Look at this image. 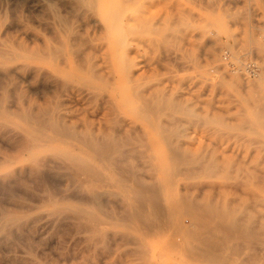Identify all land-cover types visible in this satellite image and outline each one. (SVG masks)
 Listing matches in <instances>:
<instances>
[{
    "label": "rangeland",
    "instance_id": "rangeland-1",
    "mask_svg": "<svg viewBox=\"0 0 264 264\" xmlns=\"http://www.w3.org/2000/svg\"><path fill=\"white\" fill-rule=\"evenodd\" d=\"M104 2H106L105 5L108 7L111 5L110 0ZM126 2L124 1L123 5L127 12L125 13L124 8L121 12L122 15L127 14V16H124L129 20L130 26L127 28L129 31L126 30L127 32L125 33L129 34L131 29L137 33H134L132 30L129 35L124 33L123 40H126L125 43L119 46L116 45L117 48L113 57H111L112 49L111 52L107 50V44L105 43L107 32L103 28V24L98 15L99 12L95 9L92 11L91 8L81 5L78 0H0V44L3 47H0V51L2 53L3 50H12L5 54V57L8 55L6 59L7 61L5 60V57L1 58L5 51H3L2 54L0 53V60L2 61L4 59V61H6H0V67L2 66L0 69V264H213L217 260V258L215 259L216 256H218L220 261L217 260L215 264H219V262L220 264H242L244 262L247 264H256L257 262V264H264V231L257 225L259 222V225H263L262 227L264 228V40L262 38L264 32V0H126ZM77 4H79L78 6L80 7H78ZM81 7L83 8L81 9ZM84 9L85 12H83ZM88 9L92 12H89ZM97 19L99 20L97 21ZM63 22L65 25L62 26ZM148 22L149 24H147ZM150 23L152 27H148ZM153 23L155 24L152 25ZM144 26H146V29ZM62 28L63 30H61ZM65 29L67 31L64 32ZM72 29L75 30L73 31ZM158 29H161L162 31ZM149 30L153 32H150ZM72 31L73 33L75 32L74 35ZM154 32H158V34H154ZM253 32L257 35L256 38L258 41V43L254 45L250 42V36ZM68 33L69 36L66 38ZM71 33L73 35L71 37H74L72 39L70 38ZM86 35L88 37H86ZM80 36L84 41H82L83 45H81ZM92 36L94 39L91 38ZM76 38H78V41L76 42H80L78 45L76 44L70 49L69 46L71 47V45H73L72 40H75ZM85 39L89 42L87 43ZM52 40L53 42H59L53 43ZM91 42L94 49L93 47H88ZM61 44H63V47L65 48L63 49L62 47V50L60 49L61 51L58 53L60 54L62 52L63 54L59 55L58 53H55V58L48 55L49 53L44 50L46 47L52 49ZM127 44H129V46L125 47ZM123 45L125 48L122 47ZM76 48L78 50L81 49L79 53L82 54L83 52V56L77 53L78 50ZM34 49H36V53L37 51L39 53L41 50H43V53L46 51V54L44 53V55L47 56L42 55L43 58H40L41 56L37 54L40 60L35 59V57H30V59L32 58L30 61L26 54L31 50V52H33ZM74 49L78 55L75 54V52L73 54L71 50ZM13 50L15 53L20 52V55L17 54V56L9 59L15 54ZM94 50L97 53H95ZM24 51H26V53ZM122 51H125V53ZM93 52L94 55L91 56ZM10 53L11 55L9 56ZM84 53H87V55L89 54L88 56L94 61H91L90 63L96 64V61H99L96 65L93 64L95 68L92 67L103 73L102 75H105L106 73L107 76H110L111 70L113 74L109 78H113V76L115 78L109 79L108 82L113 80L112 82L114 83L111 82L113 85L110 83L111 85L107 84L103 86L104 82L102 80L94 79V83L98 85L94 88L92 86L90 87L88 84H84L83 86V83L81 84V82H78L77 80H69V85L72 84V88L73 85L74 87H80L83 91V96H81L82 94L79 96L74 94L76 97L72 94L74 98L73 96L70 97V95L66 96L61 93V82L63 81L60 80L65 79L64 81L67 80L68 82V79H66L65 76V71L69 70L70 67L78 66L80 63H83V65H80L85 68L84 73L86 72L85 74H87V68L90 66L89 61L91 59L89 60L90 57H88L86 62L83 61L85 60L83 58L85 55ZM21 54L25 56L23 57ZM98 54H100V56ZM104 54H106L105 56L107 57L109 56L107 60L104 58ZM120 54H126L129 61H134V63H130L136 66L134 67V65H132L133 80L131 83L134 84L131 85L132 87L136 86L139 88L134 87V89L136 88L134 91H141V88H143L141 91L143 97L149 95L148 93H152L151 90L155 91L156 94L160 93V95L167 92L169 93L168 96L170 99L171 96L172 99L174 97L177 106L180 103L183 112L179 110L180 106H178L179 108H175L176 110L174 111L167 110L168 114L170 112L173 113L169 114V118L166 116L167 113L165 116H162L163 121L164 119H169L167 120L168 123L164 121L165 126L167 125L168 127H171V125H178L179 127L175 126L173 128L172 126L171 128H167L163 126V129L166 128V132L162 133V128L159 129L153 124H151L152 127L150 124L148 126L145 118H140L135 114L133 107L137 104L138 97H136L137 95L134 93L131 94L134 92L132 91L133 88H130L129 83L125 82L126 79L122 76V69L120 71V68H117L121 66V61L118 62ZM74 55L78 56V60L80 61H78V65L76 64L77 57L74 58ZM18 56L22 58H19ZM110 57L111 59H109ZM59 58H61L62 61H64L63 59L66 60L65 63H62L68 64V66L65 65L67 68H65L64 65L62 66L60 62L61 59ZM80 58L82 59L80 60ZM85 58H87V56H85ZM74 59H76L75 62ZM54 61L57 62V64ZM58 61L60 63H58ZM52 62H54V65ZM58 65L61 66V69H58ZM6 66L11 72L4 70L3 67ZM34 66L37 70L32 69ZM53 69L56 71L54 72ZM59 70L62 71L59 72ZM38 71H40L39 74ZM57 71V76H59V78L52 77L53 75L56 77ZM5 72H8L9 75L7 73V76ZM63 72L64 77L62 74ZM34 74L35 76H33ZM117 77L118 79L116 80ZM82 78L90 79V76L88 75V77ZM115 81H117V83ZM159 82L164 83L160 85ZM126 84H128L127 87ZM99 85L102 90H98L100 89ZM151 85L156 87L155 90ZM89 88L92 89L90 90ZM144 88L148 89V92ZM103 89L106 90L104 91ZM55 90L57 91L56 93H54ZM91 91L95 92L96 95L99 94V96H95V93L93 94ZM112 92L113 94L115 93L114 95H117L116 99L118 98L114 103L115 105H112V102L110 101L109 106L113 107L109 108L111 110L113 109V112L107 107L109 104L107 101L109 97L107 95ZM167 93L165 95H167ZM168 96L167 98H169ZM104 97L105 99H103ZM122 97H124L125 100L122 99ZM120 99L126 105H124ZM133 99L135 103H133ZM131 100L133 102H131ZM30 101L32 103L29 104ZM55 101L58 105L62 104L60 107L64 106V109L60 107L53 108L56 105ZM117 103L118 105L120 103V105L117 106ZM127 105L130 106L128 107ZM41 108H48V111L52 110V108L59 110L58 113L61 115L63 113L64 119L69 121L67 124H74L76 129L78 127V131L81 132L82 130V133H86L88 136H93L99 139L101 132L102 141H104L106 137L110 139L115 137V140L118 143H116L115 148L114 145L111 146V150L114 153L111 152L108 158L95 157L94 159H91L93 158V154L88 149H82L81 145L75 140L53 137V134L49 129H45L46 131H43L44 134L41 137L39 135V137L36 138L37 140L34 137L32 138L29 135L36 133V131H33V128L29 126L32 119L26 118L27 121H29L27 125L26 119L24 120L23 117V112H27L28 110L29 114H31L30 116L33 115L35 121L38 118L37 111L39 109L41 110ZM185 108L187 111H185ZM65 114L67 115V118ZM170 115L171 119L174 116L175 123L173 120H170ZM20 116H22V118H20ZM113 116H115V118H113ZM110 118L111 121L112 119L114 121L119 119V123L121 122V124L118 126L117 123L116 126V123L111 122ZM151 119L152 121H155L156 116H152ZM37 120H40V118ZM170 121H172L173 124L171 122L169 125ZM104 125L106 126L105 128ZM120 126L122 128H119ZM86 127L88 128L86 129ZM123 127H126L125 131L123 130ZM172 128L174 130L177 129V132H174ZM110 129H113L114 132L116 131L117 133H115L117 135L119 134V137H121L120 134L122 131L124 136L117 139L116 134L113 135L114 132H111L113 130L109 131ZM137 129L142 130L137 131ZM158 129L160 132L159 136ZM167 129L172 131V133ZM95 130H97V132H95ZM178 130L181 132V135L178 134L180 133ZM90 131H92V134ZM127 131L128 133H125ZM93 132H95V135L98 133L97 137L93 135ZM129 132L132 136L136 135V137L129 135ZM136 132L137 134L139 133L138 135H141L140 137L143 138L144 136V138H146L145 142L148 146L144 143L142 138L139 139ZM142 132L144 133L143 136ZM106 133L107 135L109 134L110 137L106 136ZM161 133L165 138L166 135L167 137L173 136L172 138L168 137L171 140L167 138L169 144L170 142L175 144L174 141L178 140V145L182 147H179L177 143L175 144L177 146L173 145L174 149L171 147L172 144L168 146L167 140L163 139V136L160 135ZM168 133L170 135H168ZM173 134H176L178 137ZM126 136L131 137L126 138L127 141L123 142L122 138ZM160 137H162V139ZM175 137H177V139H174ZM33 139H35L36 142L33 143ZM28 140L29 143L31 142V145L37 143L38 145L36 144V147L39 146L37 149H33L32 153L27 151V146L26 149L24 148L25 145L29 144ZM132 141L134 142L129 144ZM125 142L129 145L126 144L124 146ZM119 143L122 144L120 148L119 145L121 144ZM137 144L139 145L137 146ZM130 147L134 150H132L133 152ZM180 148H183V153L181 151L178 152ZM66 149L72 150L81 155L85 154L84 156L87 161H90L91 165L96 168L98 176L96 175L97 173H95L96 171L93 173L92 171H86L84 175L78 173V175L82 176L78 177V175L74 176L72 173L69 174V170L67 172L66 169H61V165H65V162L63 159L59 161L60 158L58 159L57 156L61 157L62 155L57 152ZM119 149L122 151L125 150L126 156L128 157H132L131 155L135 152V155L139 152L142 153L138 154L137 157L133 155L135 159L134 157L129 158L130 160L133 159L132 162L126 160L125 158L127 157H124L123 161H119L121 158L117 160L118 157L116 155L118 152L117 154L115 153ZM170 149H173V151L176 149L178 155L182 153L180 156L181 158L179 157L177 158L178 160H176L177 154L176 156L174 155L175 153L169 154L167 150L171 151ZM145 150L147 151L145 152ZM81 151H84V153ZM143 153L144 155H142ZM145 154L147 155V158ZM140 155L142 157L145 156L144 158L146 159H141ZM138 156H140V158ZM164 157H166L167 160L170 158L167 161L168 163L166 162L169 168H171L172 165L174 166L171 184H167L168 181L167 183H163L162 180L163 169L161 170V165ZM200 157L203 158V161L200 160V163L204 162V160L206 161V164L213 161V163H216L217 169L213 168L215 165H212V167L209 166V171L208 168L206 169L205 164L202 165L203 167L205 166V169H201L202 166L200 167V165L195 162H199L197 159H200ZM101 158H105V161ZM33 159L46 160V165L39 174L31 172L28 169V163L31 165L30 163ZM148 159L150 160V163ZM145 160H148L147 165H151L150 167L146 165L147 162H145ZM117 161L122 163L119 164ZM127 161H129V164H127ZM140 161L142 164L139 163ZM171 161H173V164ZM115 162H117V164ZM110 163L112 164L111 166ZM137 164H139L138 169L134 167L137 166ZM120 165L122 167L128 165L129 169L128 166L125 167L127 169L123 168L127 173H130L129 170H131L133 174L130 173V177L133 178H130L128 176L129 174L126 175V171H123V168ZM152 167H154V169H152ZM110 168L112 169L110 170ZM116 168L119 173L121 172V176L117 173ZM134 168L138 170V172L137 170L135 171L136 174L133 172L135 170ZM139 168L145 170V173ZM149 168H151V171H148L150 170ZM211 169H215L214 172ZM152 170H154V172ZM139 172H143L142 174L144 175H140ZM87 173L89 174V177L91 175L90 178L86 175ZM4 174L8 175L5 179L3 176ZM145 174H147L148 177L147 175L145 176ZM143 177L147 178V181H152L154 178L162 180V187L163 185L166 187L163 188L165 192L162 190L163 194H161L164 195V199L161 196L163 202L168 199L167 203H170V198L174 200V197L180 195L181 198L187 202L186 208H191L197 201H203L201 203H204L206 200L210 199L216 204H219L221 208L227 206L232 213H234V210L237 208L239 210L241 209L240 213L237 209L236 215H238V217L242 215L240 217L242 220H244L242 217L245 218L248 213L250 217L245 218L247 221L244 220L247 223V226H249V228L255 227V229L261 228L260 230L258 229L260 232L257 230V233L255 232V229L248 228L249 232L245 234V236L241 234L240 237H237L236 233L234 235L229 234L231 238L236 235L235 237L237 238L235 241L234 237L233 241H228V234L225 235V239L222 233H218L219 235H223H220V237L218 235L219 239H221L219 241H223V237L224 242L228 241V243H224L225 245H228L231 242L235 243L239 238L240 240H237L236 242V244L238 245L239 243V245H234L237 246L236 248H240L241 243L245 240V242L242 243L245 245V248L242 246L244 250L241 251L242 248L236 250L234 245L235 249L229 245L228 247L231 248L230 250L232 253L236 251L234 252V255H236V253L237 255L234 256L231 251L230 253L224 254L226 249H223L221 246L225 247V245L222 244V242L218 243L219 241H213V243L218 245L213 248H211L213 243L210 244L211 246L209 245L208 249L210 248V250H208L206 255V258L209 259H207L208 261H205V256H197L199 254V245L197 246L199 238L196 239V245H193V243L196 241L195 238L199 237L198 235L200 232L201 235H204V232H206L209 236H211L212 233L209 234L211 231L207 227H201L204 232L203 230H199L200 232L194 230L196 228L198 229L197 225L199 224L196 222L194 224V219L191 218L192 213L190 214V209L189 212L187 211L189 214L185 211L184 215H181L180 218L182 219L181 222L183 221L182 225L184 224V227H187L185 225H188L193 221V223L187 228H194L193 230H190L192 231L191 234H193L194 231L195 233L197 232V235L194 233L195 236L193 237L195 238L191 237L192 235L190 237H188V235L185 236L181 232L172 233V228L170 227L171 218L169 219L170 225H164V223H161L165 216H162L163 218L158 217L154 220V215L150 213V219L148 221L152 222L153 220V222L159 221V224L161 223L160 226H158L159 228L156 226L155 228L153 225L151 231L144 228L140 224V221L138 224L136 220L134 222V220L129 217L130 211L134 210L129 209V207L133 208V206H131V203L133 202L132 198L136 194L133 192L132 182L138 179H144L143 181H146ZM104 178L105 180H103ZM128 178L131 179V183L130 180H127ZM134 178H136V180ZM80 179L82 180V184L84 182L85 184L87 183L88 186L83 184L85 187H79L78 181H80ZM88 179L90 181H86ZM122 179H126L127 181ZM94 181H96V186H94ZM104 181L107 183H105V187L103 184ZM123 182H125V184ZM107 185L108 188H106ZM127 185L130 186L127 187ZM184 194H186V196ZM166 195L169 196L167 197ZM189 198L191 199L189 200ZM194 199L196 201H193ZM190 203H192V205L187 206ZM208 203L211 204L209 201ZM196 205L197 203L195 206ZM219 205H217V207H219ZM146 207L147 205L143 206L145 210ZM242 208H245L246 210L248 209L249 212H246L245 210L246 213H242ZM145 210L143 209L142 211L145 212ZM191 210H194L195 212L196 209L194 207L193 209L191 208ZM185 213L193 220L185 216ZM255 214L262 216L263 219L262 217L257 218ZM144 215L147 216L149 214ZM249 219L250 221L253 220V222H256V225L255 223L250 222ZM171 220L174 221L175 219L173 218ZM176 220L175 224L178 222L177 217ZM209 222H211V220ZM162 225L164 226L163 231L161 228ZM171 226L173 227V224ZM256 226H258V228H256ZM166 229L171 230L167 232ZM205 229H208L209 231H205ZM213 231H215V228ZM252 231L256 234H252ZM159 233L161 236H159ZM177 233H179L178 239L176 237ZM213 233V235L216 236L217 232ZM174 234L175 236H173ZM208 235L204 236L208 237ZM213 235L211 237H213ZM248 235L249 239L250 237L252 239L248 240ZM191 240L195 241L191 244ZM229 240L231 239L229 238ZM247 240L252 243H248ZM252 240L255 241L253 242ZM172 241L180 242L178 244H175L174 242V244L181 246L184 242V244L186 243V247L183 248V244V247L179 246L176 249L175 245L173 246L171 243ZM168 242H170V246L166 245ZM258 242H263L261 243L262 247L260 244L258 246ZM219 244L225 251H221ZM195 246L197 249L195 248L196 250H193ZM203 246L204 245L202 244L201 247ZM246 246L249 250L246 249ZM174 247L175 249H173ZM228 247L226 248L229 251ZM252 247H254L257 252H254L253 249V253L251 250ZM214 248H218L216 250L217 255L216 253L214 255ZM212 249L213 253L211 251ZM218 250L221 253L223 252L222 257V254ZM185 251H189L187 253L189 255L186 254L188 257L185 256V253L183 256V252ZM243 251L245 253H241ZM239 252V255H241L240 258H236L239 256ZM139 253L142 256L138 255ZM208 253H210L209 255L212 253L215 257L213 258L212 255V257H207ZM246 253H248V255ZM227 254L228 257H226ZM230 254L234 257H231ZM242 254L243 256L245 255V258ZM144 255H147V257ZM224 256L225 259L223 258ZM247 256L255 257L254 260L256 262H253L254 260ZM241 257L242 261L239 260V262H237ZM230 258H236V263L234 261V263H231L233 259L230 261ZM247 258L251 261H247Z\"/></svg>",
    "mask_w": 264,
    "mask_h": 264
},
{
    "label": "bare ground",
    "instance_id": "bare-ground-1",
    "mask_svg": "<svg viewBox=\"0 0 264 264\" xmlns=\"http://www.w3.org/2000/svg\"><path fill=\"white\" fill-rule=\"evenodd\" d=\"M104 1H106V0H78V2L81 4V5H83V6H86L87 8H91L92 9V11H93V9H95L97 12H99V17H100V20H101V22H102V24H103V28H104V30L107 32V37H106V39H105V43L107 44V50H109L110 52H111V49H112V54H111V57H113V55H114V52H115V50H116V45H121V44H124L125 43V41L126 40H123V35H124V33L125 32H127V31H129L127 28H129V26H130V24H129V20H127L126 19V17L125 16H127V14L124 16V15H122V12L121 11H123L125 8H124V1L126 2V0H110L111 1V5L108 7V6H106L105 4H106V2H104ZM109 1V0H108ZM131 1V0H130ZM137 1V0H136ZM109 3V2H108ZM127 3V2H126ZM130 3V2H129ZM134 3H135V1H134ZM79 4H77V6H78ZM122 5H123V7H122ZM131 5V4H130ZM78 7H80V6H78ZM121 7H122V9H121ZM127 7V6H126ZM140 7V6H139ZM83 7H81V9H82ZM124 8V9H123ZM121 9V10H120ZM89 10V9H88ZM92 11H90L89 10V12H92ZM125 11V13L127 12V10L125 9L124 10ZM83 12H85V9H84V11ZM82 12V13H83ZM88 12V11H87ZM124 13V12H123ZM85 14V13H84ZM140 14V13H139ZM89 15V14H88ZM94 16V15H93ZM136 16V15H135ZM134 16V17H135ZM140 16V15H139ZM142 16V15H141ZM90 18H91V16H90ZM129 18V17H128ZM136 18V17H135ZM144 18H145V16H144ZM64 19V18H63ZM140 19V18H139ZM148 19V18H147ZM99 19H97V21H98ZM59 21V20H58ZM63 21V20H62ZM96 21V22H97ZM158 21V20H157ZM64 22H65V20H64ZM63 22V24H62V26L63 25H65V23ZM146 22V21H145ZM68 23V22H67ZM59 24V23H58ZM101 24V25H102ZM147 24H149V22L147 23ZM155 23H153L152 25H154ZM67 25V24H66ZM69 25V24H68ZM151 26V23H150V25L148 26V27H150ZM145 27V29H146V26H144ZM152 27V26H151ZM160 27V26H159ZM65 28V27H64ZM72 28V27H71ZM92 28V27H91ZM59 29H60V25H59ZM58 29V30H59ZM88 29H90V28H88ZM94 29V28H93ZM152 29V28H151ZM150 29V30H151ZM153 29H154V27H153ZM61 30H63V28L61 29ZM70 30V29H69ZM73 30V29H72ZM75 30V29H74ZM73 30V31H74ZM127 30V31H126ZM132 31H133V29H131ZM131 30H130V32H131ZM149 30V31H150ZM158 30H161V29H158ZM254 30V29H253ZM252 30V31H253ZM65 31H67L66 29L64 30V32ZM73 31H72V33H73ZM156 31V30H155ZM162 31V30H161ZM70 32H71V30H70ZM69 32V33H70ZM78 32V31H77ZM99 32V31H98ZM130 32H129V34H130ZM134 32V31H133ZM133 32H132V34H133ZM150 32H153V31H150ZM149 32V33H150ZM255 32V31H254ZM252 33L251 34V36H250V42L251 43H253V45L254 44H257L258 43V41H257V35H255V33ZM69 33H68V35L66 36V38L69 36ZM72 33H71V35H70V38L72 39V38H74V37H71V36H73L74 35V33H73V35H72ZM84 33V32H83ZM90 33V32H89ZM134 33H137V32H134ZM155 33H157L158 34V32H154V34ZM85 34V33H84ZM98 34V33H97ZM125 34H127V33H125ZM129 34H127V35H129ZM141 34V33H140ZM139 34V35H140ZM65 35V34H64ZM82 35V34H81ZM96 35V34H95ZM135 35V34H134ZM133 35V36H134ZM145 35V34H144ZM147 35V34H146ZM90 36V35H89ZM136 36V35H135ZM81 37V36H80ZM86 37H88L87 35H86ZM105 37V36H104ZM127 37H129V36H127ZM127 37H126V39H127ZM132 37V36H131ZM91 38H93L94 39V37L92 36ZM133 38V37H132ZM78 38H76L75 40L73 39L72 41H70V42H72L73 43V45H71V47L69 46V48L70 49H72V46H74V45H78V43L81 41V45H83L82 44V37H81V40L77 43L76 41H78L77 40ZM98 39V38H97ZM104 39V38H103ZM103 39H102V41H103ZM131 39V38H130ZM144 39V38H143ZM156 39V38H155ZM162 39V38H161ZM59 40V39H58ZM62 40V39H61ZM70 40V39H69ZM86 40V39H85ZM101 40V39H100ZM99 40V41H100ZM150 40V39H149ZM153 40V39H152ZM158 40V39H157ZM166 40V39H165ZM57 41V40H56ZM87 41V43L89 42L88 40H86ZM52 42H53V40H52ZM57 42H59V41H57ZM57 42H53V43H57ZM61 42V41H60ZM63 42V41H62ZM76 42V43H75ZM84 42V41H83ZM154 42H155V40H154ZM75 43V44H74ZM86 43V44H87ZM140 43V42H139ZM138 43V44H139ZM141 43H143V42H141ZM146 43V42H145ZM151 43V42H150ZM160 43H162V42H160ZM18 44V43H17ZM85 44V43H84ZM92 44V42L90 43V45ZM154 44V43H153ZM152 44V45H153ZM1 45V44H0ZM90 45H88V47H93L92 45L90 46ZM144 45V44H143ZM156 45V44H155ZM261 45H262V43H261ZM64 45L63 44H61V45H58L57 47H55V48H50V47H46L44 50H46L49 54L48 55H50L51 57L53 56L54 57V55H55V53H58V52H60L61 50H62V47H63ZM86 46V45H85ZM99 46V45H98ZM97 46V47H98ZM104 46V45H103ZM102 46V47H103ZM129 46V44H127L125 47H128ZM145 46V45H144ZM263 46V45H262ZM0 47H2V45L0 46ZM101 47V48H102ZM105 47V46H104ZM122 47H124V45L122 46ZM124 47V48H125ZM139 47V46H138ZM3 48V47H2ZM65 47H63V49H64ZM80 48V47H79ZM83 48V47H82ZM131 48V47H130ZM257 48V47H256ZM4 49H6V48H4ZM19 49V48H18ZM61 49V50H60ZM77 49V48H76ZM85 49V48H84ZM89 49V48H88ZM93 49H94V47H93ZM93 49H92V51H93ZM10 49H8V51H5V50H3V51H5L4 53H3V51H2V53H1V51H0V53L2 54V56H1V58L2 57H5V54H7V52L9 53V52H11V51H9ZM19 50H21V49H19ZM36 49H34V51L33 52H29V53H27L26 54V56L27 57H29V59H30V57H35V59H39L40 60V58H43L42 57V55L43 56H47V55H44V53L46 52V51H44V53L42 52L43 50H41V51H39V53H38V51H37V53H36V51H35ZM78 50V49H77ZM90 50V49H89ZM88 50V51H89ZM14 51V50H13ZM72 52H73V54H74V52H75V54H80L79 52L81 51V49L80 50H78L77 51V53H76V50L74 49V50H71ZM86 51V50H85ZM98 51H99V49H98ZM25 53H26V51H24ZM94 52H95V50H94ZM94 52L92 53V55L91 56H93L94 55ZM120 52V51H119ZM123 52V51H122ZM127 52V51H126ZM14 53H15V51H14ZM20 52H18V53H15V54H13V56H11V58H9V59H12L13 57H15V56H17V54H19ZM24 53V54H25ZM65 53V52H64ZM95 53H97V52H95ZM99 53H100V51H99ZM108 53V52H107ZM123 53H125V51L123 52ZM0 54V55H1ZM39 56H41L40 58L38 57V55ZM46 54V53H45ZM59 54V53H58ZM60 54H63L62 52L60 53ZM59 54V55H60ZM77 54V55H78ZM85 55H84V59L85 60H83V61H85L86 62V59L88 60V57H90V56H88L87 55V53H84ZM4 55V56H3ZM11 55V53L9 54V56ZM20 55V54H19ZM22 56H23V54H21ZM58 55V56H59ZM80 55H82L83 56V52H82V54H80ZM99 56H100V54H98ZM106 54H104V56H105ZM119 55V54H118ZM25 56V55H24ZM23 56V57H24ZM57 56V57H58ZM85 56H87V58H85ZM7 57H8V55L5 57V60L7 59ZM19 58H22V57H20V56H18ZM26 57V58H27ZM37 57V58H36ZM64 57V56H63ZM77 57V58H76ZM80 57V56H79ZM109 57V56H108ZM108 57L107 56H105L104 58H106V60L108 59ZM111 57L109 58V59H111ZM55 58V57H54ZM54 58H52V59H54ZM74 58H76V59H74V62H75V60L77 61V65H78V56H76V55H74ZM103 58V59H104ZM118 58H119V56H118ZM117 58V59H118ZM32 59V58H31ZM31 59H30V61H31ZM47 59H48V57H47ZM46 59V60H47ZM52 59H49V60H52ZM59 59H61V58H59ZM58 59V60H59ZM82 58H80V60H81ZM91 59V57L89 58V60ZM100 59V58H99ZM131 59V58H130ZM27 60V59H26ZM41 60H43V59H41ZM56 60H57V58H56ZM55 60V61H56ZM64 61H62V59H61V64H62V66L64 65V67L65 68H67L65 65H67L68 66V64H63L62 62H64L65 63V59H63ZM1 61V60H0ZM3 62H6V61H4V59L2 60ZM1 61V62H2ZM29 61V62H30ZM32 61H34V60H32ZM37 61V60H36ZM54 61V62H55ZM83 61H81V62H83ZM92 61V59L89 61V63ZM121 61V66H119V67H117V68H120L119 70L121 71V69H122V76H123V78H125L126 79V81L125 82H127V83H129V87L130 88H133V90L132 91H134L136 88H139V87H136V86H133L132 87V85L131 84H134V83H131L132 82V65H134V64H131L130 62H133L134 63V61H129V58H128V56L126 55V54H120V59H119V61L118 62H120ZM54 62H52L53 63V65H54ZM59 61H58V63H60ZM80 62V61H79ZM92 62H94V61H92ZM97 62L99 63V61H96V64H97ZM101 62V61H100ZM36 63V62H35ZM56 64H57V62H55ZM67 63V62H66ZM107 63V62H106ZM111 63V62H110ZM117 63V62H116ZM2 64V63H1ZM4 64V63H3ZM13 64V63H12ZM19 64V63H18ZM21 64V63H20ZM34 64V63H33ZM80 64H82L83 65V63H80ZM78 65V66H74V67H70V69L69 70H67V71H65V76H66V79H68V82H67V80L66 81H64L65 79H62V80H60V81H63V82H61L62 83V86L61 85H59V86H61V89L60 88H58V89H60L61 90V93H63V94H65L66 96L68 95H70V97L71 96H73L74 94H77L78 96L79 95H81L82 93H83V91L80 89V87L78 88L77 86H75L74 87V85H73V88L71 87V85H69V80L70 81H75V80H77L78 82H81V84L83 83V86H84V84H88V85H90V87L92 86V87H94V88H96L98 85L97 84H95L94 83V79L96 80V79H98V80H102L103 82H104V85L103 86H105V85H111L112 83H114V82H112L113 80H111L110 82H108L109 81V79H113V78H115L114 76H113V78H109V77H111V75L113 74L112 73V71L110 70V76H107L106 75V71L104 72L105 73V75H106V77H105V75H102L103 73H101L99 70H97V69H94L95 68V66L93 65V64H95V63H90V66H88V68H87V74H85L84 73V71H85V68H83V67H81L82 65ZM87 64V63H86ZM95 64V65H96ZM120 65V64H119ZM138 65V64H137ZM5 66V65H4ZM28 66V65H27ZM57 66V65H56ZM59 66V65H58ZM94 68H93V67ZM102 66H103V64H102ZM2 67V66H1ZM1 67H0V69H1ZM22 67V66H21ZM26 67V66H25ZM60 67V68H59ZM58 67V69H61V66H59ZM86 67V66H85ZM109 67H110V65H109ZM134 67H136L135 65H134ZM4 68V70L5 71H9L10 69L6 66V67H3ZM104 68V67H103ZM111 68V67H110ZM19 69V68H18ZM17 69V70H18ZM25 69V68H24ZM28 69V68H27ZM26 69V70H27ZM32 69H36L37 70V68H35V66L32 68ZM55 69V68H54ZM54 69H53V71H54ZM57 69V68H56ZM57 69V70H58ZM105 69H106V67H105ZM112 69V68H111ZM142 69V68H141ZM140 69V70H141ZM118 70V71H119ZM139 70V71H140ZM32 71V70H31ZM52 71V70H51ZM56 71V70H55ZM54 71V72H55ZM60 71H62V70H59V72ZM63 71H64V69H63ZM102 71V70H101ZM104 71V70H103ZM9 72H11V71H9ZM29 72V71H28ZM37 72V71H36ZM39 72L40 71H38V74H39ZM6 73V72H5ZM8 73V72H7ZM7 73H6V75H7ZM33 73H34V71H33ZM58 71L56 72V77L53 75L52 77H54V78H59V76H57L58 74ZM138 73V72H137ZM136 73V74H137ZM141 73V72H140ZM52 74V73H51ZM54 74V73H53ZM60 74V73H59ZM63 74V77H64V72L62 73ZM121 74V73H120ZM8 75H9V73H8ZM7 75V76H8ZM88 75L90 76V79H88V78H82V77H88ZM117 75V74H116ZM33 76H35V74L33 75ZM51 77V78H52ZM134 77V76H133ZM140 78V77H139ZM144 78V77H143ZM142 78V79H143ZM61 79V78H60ZM118 79V77L116 78V80ZM120 79V78H119ZM57 80V79H56ZM59 80V79H58ZM97 80V81H98ZM138 80V79H137ZM57 82V81H56ZM101 82V81H100ZM112 82V83H111ZM116 83H117V81H115ZM111 83V84H110ZM141 83V82H140ZM148 83V82H147ZM162 83H164V82H159V84L161 85ZM146 84V83H145ZM113 85V84H112ZM127 85L128 84H126V87H127ZM148 85V84H147ZM158 85V84H157ZM152 86V85H151ZM87 87V86H86ZM110 87V86H109ZM134 87H136L135 89H134ZM152 87H154L153 89L155 90V86H152ZM152 87H151V89H152ZM99 88H100V85H99ZM141 88V87H140ZM147 88H149V87H147ZM57 89V88H56ZM82 89H84V88H82ZM90 90L92 89V88H89ZM88 89V90H89ZM122 89H123V86H122ZM128 89V88H127ZM142 90H143V88H141ZM144 89H146V88H144ZM165 89V88H164ZM163 89V90H164ZM85 90H86V88H85ZM97 90V89H96ZM98 90H102L101 88L100 89H98ZM104 90V89H103ZM106 90V89H105ZM104 90V91H105ZM141 90V91H142ZM147 90V92H148V89H146ZM157 91H159L158 89H156ZM124 91V90H123ZM137 91V90H136ZM134 91V92H132L131 94H136L137 96L136 97H138L137 99V104L133 107V110H134V112H135V114H137L138 115V117H143V118H145V120L147 121L146 123L148 124V126H149V124H150V126H151V124H153V125H156V127H158L159 129H161L163 126H165L164 124H165V122L164 121H166V123H168L167 122V120H169V119H167V120H165L164 119V121L162 120V116L164 115L165 116V114H166V116H167V118H169V114L171 113H169L168 114V112H167V110L169 109V110H176L175 108H179L178 106H180V103L178 104V106H177V102L174 100V97H173V99H172V96H171V99H170V97L168 96L169 95V93H167V95H165L164 93H163V91H162V93H163V95H160V93L159 94H156L155 93V91H152L151 90V92L152 93H148L149 95H146V96H144L143 97V94L141 93V91ZM160 91H161V89H160ZM57 91L55 90V92L54 93H56ZM92 92V91H91ZM90 92V93H91ZM103 92V91H102ZM125 92V91H124ZM138 92H140V93H138ZM93 94L95 93V92H92ZM143 93H144V91H143ZM59 94H60V91H59ZM73 94V95H72ZM92 94V95H93ZM115 94V93H114ZM113 94V92L112 93H110L109 95H107L109 98H108V108L110 107L109 105H110V101L112 102V105H115L114 103H115V101L116 100H118V98L116 99V96L117 95H114ZM145 94H146V92H145ZM88 95H90V94H88ZM95 96H99V94H97L96 95V93L94 94ZM106 95V94H105ZM122 95V94H121ZM59 96V95H58ZM62 96V95H61ZM60 96V97H61ZM75 96V95H74ZM74 96H73V98H74ZM81 96H83V94L81 95ZM81 96H80V98H81ZM125 96V95H124ZM167 96L169 97V98H167ZM63 97V96H62ZM76 97V96H75ZM121 97V96H120ZM127 97H129V96H127ZM107 98V97H106ZM61 99V98H60ZM68 99H69V97H68ZM72 99V98H71ZM103 99H105V97L103 98ZM122 99H124L125 100V98L124 97H122ZM131 99V98H130ZM61 100H63V99H61ZM121 100V99H120ZM129 100V99H128ZM127 100V101H128ZM57 101V100H56ZM55 101V102H56ZM93 101V100H92ZM122 101V100H121ZM130 101V100H129ZM133 101H134V99H133ZM132 100H131V102H133ZM53 102V101H52ZM59 102V101H58ZM95 102V101H94ZM123 102V101H122ZM30 103H32L31 101L29 102V104ZM65 103V102H64ZM63 103V104H64ZM107 103V102H106ZM133 103H135V101L133 102ZM66 104V103H65ZM97 104V103H96ZM123 104H124V102H123ZM33 105V104H32ZM60 105H62V104H60ZM60 105H58L57 104V102H56V105H55V107H53V108H58V107H60ZM119 105H120V103H119ZM118 105V103H117V106H119ZM124 105H126V104H124ZM128 106V105H127ZM126 106V107H127ZM130 106V105H129ZM128 106V107H129ZM177 106V107H176ZM26 107V106H25ZM30 107V106H29ZM31 107H33V106H31ZM64 107V106H63ZM62 106L60 107V108H63ZM113 106H111L110 108H112ZM52 108V110H49L48 111V108H41V110L39 111H37L38 113V118H40V120H37L38 118H37V116H36V120L38 121H34V118H33V115L32 116H30L31 114H29V112H28V110H27V112H23V117H24V120L26 119V118H30V119H32L33 120V123H32V120L30 121L31 122V124L29 125V126H31V128H33L32 130L34 131H36V133H33L32 135H29V136H31L32 138L34 137L35 139L37 138V137H39V135H40V137L44 134V132L43 131H46L47 129H49L50 130V132H52V134H53V137H59V138H61V139H63V138H66V139H72V140H75L76 142H78L80 145H81V147H82V149H88L92 154H93V158H91V159H94L95 157H109V155L111 154V152H113L112 150H111V146L112 145H114V148L116 147L115 145H116V143H118L116 140H115V137L114 138H105V137H103V138H105L104 139V141H102L101 140V132H100V136H99V139H97V138H95V137H93V136H88L86 133H82V130H81V132L80 131H78L77 129H78V127H77V129H76V126L74 125V124H70V123H68L67 124V122H69V121H66L65 119H64V115H63V113H62V115L61 114H59L58 113V111L59 110H56V109H53ZM109 108V109H110ZM24 109V108H23ZM33 109V108H32ZM38 109V108H37ZM43 109H45V110H43ZM51 109V108H50ZM64 109V108H63ZM69 109V108H68ZM104 109V108H103ZM123 109V108H122ZM183 109V108H182ZM105 110V109H104ZM115 110V109H114ZM179 110H181V106H180V108H179ZM178 110V111H179ZM3 111V110H2ZM1 111V112H2ZM34 111V110H33ZM71 111V110H70ZM107 111V110H106ZM110 111H112L113 112V109L111 110L110 109ZM172 111V112H173ZM182 111V110H181ZM185 111H187L186 110V108H185ZM6 112V111H5ZM20 112V111H19ZM65 112V111H64ZM115 112V111H114ZM118 112V111H117ZM133 112V113H134ZM183 112V111H182ZM48 115H47V114ZM70 113V112H69ZM106 113V112H105ZM110 113V112H109ZM190 113H191V111H190ZM8 114V113H7ZM32 114H34V113H32ZM111 114V113H110ZM117 114V113H116ZM171 114H173V113H171ZM187 114H188V112H187ZM36 115V114H35ZM66 115V114H65ZM69 115V114H68ZM105 115V114H104ZM190 115V114H189ZM63 116V117H62ZM119 116V115H118ZM118 116H117V118H118ZM152 116H156V120L155 121H152V119H151V117ZM173 116V115H172ZM20 118H22V116H20ZM66 118H67V115H66ZM78 118V117H77ZM76 118V119H77ZM113 118H115V116H113ZM70 119V118H69ZM105 119V118H104ZM29 120V119H28ZM79 120H80V118H79ZM121 120V119H120ZM154 120V119H153ZM170 120H173V122L175 123V120H174V116H173V118L171 119V115H170ZM39 121H40V123H39ZM81 121V120H80ZM79 121V122H80ZM110 121H111V118H110ZM117 121V122H116ZM116 121H114L113 119H112V121L111 122H114V123H116L115 125L117 126V123H118V126H119V124H121V122L119 123V119L118 120H116ZM177 121V120H176ZM26 122H27V125H28V123H29V121H27V119H26ZM109 122V121H108ZM136 122V121H135ZM171 122L172 121H170V123H169V125L171 124ZM173 122H172V124H173ZM126 123V122H125ZM177 123H179V122H177ZM176 123V124H177ZM80 124H81V122H80ZM124 124V123H123ZM114 125V126H115ZM17 126V125H16ZM82 126V125H81ZM88 126V125H87ZM125 126H126V124H125ZM173 125H171V127H172ZM176 125H174L173 126V128L175 127ZM178 126V125H177ZM176 126V127H177ZM83 127V126H82ZM82 127H81V129H82ZM106 126L104 125V128H105ZM110 127V126H109ZM152 127V126H151ZM165 127H167V128H169L167 125L165 126ZM170 127V128H171ZM179 127V126H178ZM20 128V127H19ZM30 128V129H31ZM88 127H86V129H87ZM116 128V127H115ZM119 128H122L121 126L119 127ZM124 128V127H123ZM126 128V127H125ZM125 128L123 129L124 131H125ZM139 128V127H138ZM172 128V129H173ZM46 129V130H45ZM92 129V128H91ZM106 129H109V128H106ZM130 129V128H129ZM159 129H158V136H159ZM163 129V128H162ZM166 128H164L161 132L163 133V132H166V130H165ZM171 129V130H172ZM21 130V129H20ZM84 130V129H83ZM111 130H113V129H110L109 131H111ZM132 130H133V128H132ZM139 130H142V129H139ZM138 129H137V131H139ZM153 130V129H152ZM168 130V129H167ZM174 130V129H173ZM177 130V129H176ZM176 130H174V132H177ZM169 132H171L172 133V131H170V130H168ZM179 131V130H178ZM86 132V131H85ZM91 132V134H92V131H90ZM89 132V133H90ZM95 132H97V130H95ZM95 132H93V135L94 136H96L97 137V135H98V133H96V135H95ZM106 132H107V130H106ZM112 133L114 132V130L113 131H111ZM116 132V131H115ZM113 133V135H115L116 133ZM131 132H133V131H131ZM157 132V131H156ZM173 132V133H174ZM180 132V131H179ZM108 133V132H107ZM107 133H106V136H109V134L107 135ZM125 133H128V131L127 132H125ZM162 133L160 134V135H162ZM90 134V135H91ZM123 133H122V131H121V137H123L124 136V134L122 135ZM136 134H137V132H136ZM139 134V133H138ZM137 134V136L139 137V139L140 138H142V137H140L141 135H138ZM141 134V133H140ZM143 132H142V136H143ZM179 135H181V132L180 133H178ZM119 135V134H118ZM117 134H116V136H117V139L118 138H121V137H119ZM129 135H131L130 134V132H129ZM166 135V134H165ZM168 135H170L169 133H168ZM173 135H175V136H177L176 134H173ZM46 136V135H45ZM105 136V135H104ZM127 136H128V134H127ZM124 137V138H122V140H123V142L124 141H127V139L126 138H129V137H131V136H129V137ZM133 136H135L136 137V135H133ZM132 136V137H133ZM163 136V135H162ZM110 137V136H109ZM134 137V138H135ZM169 138H172L173 136H168ZM167 137V135H166V138H165V136H163V139H166L167 140V143L169 142V140H171V139H169ZM178 137V136H177ZM177 137H175L174 139H177ZM180 137V136H179ZM161 139H162V137H160ZM159 138V139H160ZM169 140H168V139ZM181 138V137H180ZM180 138H179V140H180ZM182 138H183V136H182ZM35 139H33L32 141H33V143L34 142H36L35 141ZM39 139V138H38ZM126 139V140H125ZM133 139V138H132ZM137 139V138H136ZM135 139V140H136ZM143 140H144V143H146L145 142V140H146V138H144V136H143V138H142ZM141 139V140H142ZM37 140V139H36ZM130 140V139H129ZM134 140V139H133ZM142 140V141H143ZM41 141V140H40ZM131 141V140H130ZM129 141V142H130ZM178 141V140H177ZM177 141H174L175 142V144L177 143ZM183 141V140H182ZM181 141V142H182ZM45 142V141H44ZM134 141H132L131 143H129V144H132ZM136 142H138V141H136ZM152 142V141H151ZM28 143H29V140H28ZM31 143V142H30ZM29 143V144H30ZM64 143V142H63ZM166 143V142H165ZM183 143V142H182ZM25 145V149H26V146H27V151H29L30 153H32V151H33V149H37V147H39V146H37L36 147V144H33V145ZM62 144V143H61ZM66 144V143H65ZM78 144V145H79ZM119 144H121V143H119ZM118 144V145H119ZM129 145L128 143H124V146L125 145ZM147 144V143H146ZM164 144V143H163ZM172 143L170 142V144L168 143V146L169 145H171ZM175 144H172L171 145V147L173 148L174 146L173 145H175ZM180 144V143H179ZM38 145V144H37ZM72 145V144H71ZM70 145V146H71ZM136 145V144H135ZM135 145H134V147H135ZM139 144H137V146H138ZM142 145H144V144H142ZM155 145V144H154ZM177 145H178V143H177ZM177 145H175V146H177ZM261 145V144H260ZM120 146H122V144L121 145H119V148H120ZM132 146V145H131ZM136 146V147H137ZM147 146H148V144H147ZM165 146H166V144H165ZM179 147H182V146H180V145H178ZM72 147V146H71ZM73 147H75V146H73ZM128 147V146H127ZM143 147V146H142ZM170 147V148H171ZM117 148H118V146H117ZM121 148H123V147H121ZM132 147H130V149H131ZM138 148V147H137ZM137 148H135V149H137ZM145 148H146V146H145ZM176 148V147H175ZM75 149V148H74ZM81 149V150H82ZM150 149V148H149ZM174 149V148H173ZM173 149L171 150V151H169V150H167L168 152H169V154H173V153H175L174 155L176 156V154H177V156H176V160H178L177 158H179L180 156H181V154L183 153L182 152V149L183 148H180L179 149V151L178 152H182V153H180L179 155H178V153H176V149L173 151ZM80 150V149H79ZM124 150V149H123ZM133 149H131V151H132ZM164 150V149H163ZM186 150V149H185ZM61 151V152H60ZM60 151H58L57 153H59L60 155H62L61 157L60 156H57V158L59 159V161H61V159H63V161L65 162V165L64 164H60L61 165V169L63 168V170H67V172H68V170H69V174L70 173H72V175H74V176H76V175H78V173L79 174H81V175H84L85 174V172L87 171V172H90V171H92V173L93 172H95V173H97V170H96V168L94 167V166H92L91 165V162L90 161H87V159H86V157L82 154H79V153H75V152H73L72 150H68V149H66V150H60ZM75 151V150H74ZM115 151V150H114ZM128 151V150H127ZM134 151V150H133ZM132 151V152H133ZM143 151V150H142ZM147 150H145V152H146ZM184 151V150H183ZM82 153H84V151H81ZM117 152H118V154H117ZM138 152V151H137ZM163 152V151H162ZM164 152H165V150H164ZM34 153V152H33ZM114 153V152H113ZM112 153V154H113ZM117 155V160L119 159V158H121V159H119V161L120 160H122L123 161V159H124V157H127V158H125L126 160H129L130 162H132V160L133 159H129V158H133L134 156H136L137 157V155L138 154H141L142 152H139V153H137L136 155H135V153L133 154V155H131L132 157H128V156H126V153H125V150L124 151H122L121 149H119V150H117L116 152H115ZM147 154V153H146ZM145 154V156H146V158H147V155ZM162 154V153H161ZM185 154H186V152H185ZM185 154H184V156H185ZM33 155V154H32ZM35 155V154H34ZM127 155H128V153H127ZM142 155H144V153L142 154ZM31 156V155H30ZM120 156V157H119ZM129 156H130V154H129ZM141 156V155H140ZM140 156H138L139 158H140ZM144 156V157H145ZM144 157H142L141 156V159H143ZM172 157V156H171ZM186 157V156H185ZM190 157V156H189ZM31 158V157H30ZM34 158V157H33ZM43 158V157H42ZM56 158V159H57ZM111 158V157H110ZM115 158V157H114ZM139 158H137V159H139ZM146 158H144V159H146ZM181 158V157H180ZM192 158V157H191ZM198 158V157H197ZM57 159V160H58ZM103 161H105L103 158H101ZM134 159H135V157H134ZM136 159V160H137ZM152 159H153V157H152ZM170 158H168V160H169ZM44 160V159H43ZM43 160H41V159H37V160H35V159H33L32 161H31V165H29V163H28V166H29V171H31V172H34V173H37V174H39L42 170H43V167H45V165H46V160L45 161H43ZM96 160H98V159H96ZM112 160H113V158H112ZM126 160H124V161H126ZM140 160V159H139ZM149 160V159H148ZM147 160V161H148ZM154 160H155V158H154ZM167 160V158L166 157H164L163 159H162V165H161V170L163 169V171H162V177H163V183H167V181H168V183L167 184H171L172 182V173L174 172L173 171V168H174V166L172 165L171 166V168H169V166H168V161ZM197 160H199V162L198 161H195V162H197L199 165H200V167L202 166V165H206V169L208 168L209 169V171H210V167H212V165H215V167H213V168H215V169H217L216 168V163H213V161H209L210 163L209 164H206V161L204 160V162H201L200 163V160L201 161H203V158H201L200 157V159H197ZM103 161H100V162H103ZM109 161V160H108ZM129 161H127V164H129L128 162ZM135 161V160H134ZM146 160H145V162H147ZM184 161H186V160H184ZM118 162V161H117ZM117 162H115L116 164H117ZM145 162L143 161V163L145 164ZM152 162V161H151ZM167 162V163H166ZM172 162V164H173V161H171ZM171 162H170V164H171ZM179 162V161H178ZM192 162V161H191ZM208 162V161H207ZM119 163V162H118ZM120 163H122V162H120ZM119 163V164H120ZM139 163H141V161L139 162ZM149 163H150V160H149ZM183 163V162H182ZM54 164V163H53ZM124 164H125V162H124ZM131 164V163H130ZM142 164V163H141ZM148 164V162L146 163V165ZM152 164V163H151ZM158 164H159V162H158ZM167 164V165H166ZM55 165V164H54ZM57 165V164H56ZM59 165V166H60ZM64 165V166H63ZM102 165L104 166V164L102 163ZM112 164L110 163V166H111ZM134 165H136V164H134ZM153 165V164H152ZM109 166V165H108ZM121 166V165H120ZM128 165H126V166H123L124 168L125 167H127ZM138 166H139V164H137V166H134V167H136L137 169H138ZM148 166V165H147ZM146 166V167H147ZM151 165H149L148 167H150ZM180 166H181V164H180ZM192 166V165H191ZM210 166V167H209ZM117 167V166H116ZM122 167V166H121ZM120 167V168H121ZM122 167V168H123ZM132 167V166H131ZM145 167V168H146ZM182 167V166H181ZM54 168V167H53ZM118 168V167H117ZM117 168H116V170H117ZM119 168V169H120ZM121 168V169H122ZM124 168H123V171H126V170H124ZM133 168V167H132ZM136 168H134L133 170V172H134V174H136L135 173V171L137 170ZM156 168V167H155ZM105 169V168H104ZM112 168H110V170H111ZM114 169V168H113ZM125 169H127V168H125ZM128 169H129V166H128ZM140 169V168H139ZM148 169V168H147ZM147 169H146V171H147ZM150 170H148V171H151V168H149ZM152 169H154V167H152ZM180 169V168H179ZM184 169V168H183ZM189 169V168H188ZM201 169H205V166L203 167L202 166V168ZM215 169H211L213 172H214V170ZM141 170V169H140ZM185 170V169H184ZM108 171V170H107ZM114 173H116L114 170H112ZM123 171H122V173H123ZM130 171V173H132L131 172V170H129ZM141 171H144V173H145V170H141ZM153 172H154V170H152ZM173 171V172H172ZM103 172V171H102ZM137 172H138V170H137ZM152 172V173H153ZM91 173V174H92ZM94 173V174H95ZM117 173H119L118 172V170H117ZM121 173V172H120ZM119 173V174H120ZM130 173H127V171H126V175H128L129 177H130ZM140 173V172H139ZM139 173H137V174H139ZM143 173V172H142ZM142 173H140V175L142 174ZM151 173V174H152ZM133 174V173H132ZM150 174V173H149ZM159 174V173H158ZM183 174V173H182ZM209 174H210V172H209ZM81 175H78V177H80ZM86 175H88V177H89V174L87 173ZM97 176H98V173L96 174ZM144 174H142V176H143ZM147 174H145V176H146ZM156 175V174H155ZM4 176V179L5 178H7V174H4L3 175ZM92 176H93V174H92ZM120 176H121V174H120ZM125 176V175H124ZM154 176V175H153ZM82 177V176H81ZM90 177H91V175H90ZM89 177V178H90ZM147 177H148V175H147ZM155 177V176H154ZM168 177V178H167ZM99 178V177H98ZM124 178V177H123ZM130 178H133V177H130ZM143 178H145V177H143ZM156 178V177H155ZM154 178V180H152V181H147L146 179L147 178H145V180L146 181H143V180H136V178H134L136 181H134V182H132V188H133V192H135L136 194H135V196L132 198L133 199V202L131 203L132 205L131 206H133V208L131 207H129V209H134L133 211H130V213H129V217L131 218V219H133L134 220V222H135V220H136V222H138V224H139V221L141 222L140 224L144 227V228H146V229H149L150 231H151V229H153V225H154V227L156 226V227H158V226H160V224L161 223H164V225L165 224H169V219L171 218V219H175L174 221L173 220H171L170 219V221H171V225L173 224V227L170 225V227L172 228V233H174V232H181V233H183L185 236L186 235H188V237H190L191 235V237H193V236H195V234L197 235V232L195 233V231H198V232H200L199 230H203V229H201V227L202 228H208V229H210V231L211 232H209V234H211V236L214 234L213 232H217V234H216V236H214L213 235V237H211V236H209L208 235V233L206 234V232H204V230H203V232H204V235H208V237L207 236H204L203 234L201 235V232H200V234L198 235L199 237H193V238H195V240L196 239H198V242H197V240L194 242V241H192L191 240V244L193 243V245H196V242H197V246L199 245V250H198V255L197 256H199V255H201L202 257L203 256H205V258H206V255H207V252H208V250H210V248L208 249V247H209V245L211 244V243H213V241L215 242V241H219V240H221V239H219V237H220V235H224V237H225V235H227V236H229V234L231 235V234H235L236 233V235H237V237L239 236L240 237V235L241 234H243L244 236H245V234H247L248 232H249V229H255V227L254 228H249V226H247V223L244 221V220H246L247 221V219H245V218H249L250 216H249V214L247 213V215L246 216H248V217H246L245 216V218L244 217H242L244 220H242V219H240V217L242 216H239L238 217V215H236V211H237V209H235L234 211V213H232L231 212V210H229L228 208H227V206H225V207H223V208H221L220 207V205L219 204H216L215 202H213L212 200H206L204 203H201V202H203V201H201V202H199V201H197L196 203H197V205L195 206V204H193L194 206L193 207H191L192 209L195 207V212H194V210H191V208H189V207H187L188 208V210H187V208H186V201L184 200V199H182L181 198V196L180 195H177L176 197H174V200L172 199V198H170V203H167L168 202V199L167 200H165L164 202H163V199H164V195H161V194H163L162 193V190H163V188H166L164 185H163V187H162V183H161V179H155ZM174 178V177H173ZM83 179V178H82ZM84 179H87V178H84ZM92 179V178H91ZM94 179H96L95 177H94ZM134 179H132V180H134ZM141 179V178H140ZM153 179V178H152ZM168 179V180H167ZM93 180V179H92ZM103 180H105V178L103 179ZM107 180H109V179H107ZM122 180H126V179H122ZM121 180V181H122ZM127 180H130V183H131V179H127ZM126 180V181H127ZM86 181H90L89 179L88 180H86ZM96 181H97V179H96ZM96 181H94V186H96L97 184H96ZM81 182V183H80ZM99 182H100V180H99ZM98 182V183H99ZM102 182V181H101ZM108 182H110V181H108ZM78 183H79V187H81L82 186V188L83 187H85L84 185H87V183L85 184L84 182H83V184H82V180L80 179V181H78ZM92 183H93V181H92ZM106 182L104 181L103 182V184H104V187H105V185L107 184H105ZM124 184H125V182H123ZM127 183V182H126ZM129 183V184H130ZM134 183V184H133ZM102 184V185H103ZM109 185V184H108ZM108 185L106 186V188H108ZM77 186V187H78ZM88 186V185H87ZM98 186H99V184H98ZM97 186V187H98ZM128 186H130V185H127V187ZM172 186H173V184H172ZM91 187H92V184H91ZM110 187V186H109ZM169 187V186H168ZM162 188V189H161ZM76 189V188H75ZM104 189V188H103ZM111 189V188H110ZM188 189V188H187ZM186 189V190H187ZM73 190V189H72ZM93 190V189H92ZM116 190V189H115ZM185 190V191H186ZM97 191V190H96ZM185 191H184V193H185ZM189 191V190H188ZM187 191V193L189 194V192ZM93 192H94V190H93ZM163 192H165L164 190H163ZM96 193V192H95ZM98 193V192H97ZM102 193H104V192H102ZM180 193H181V191H180ZM186 193V194H187ZM94 194V193H93ZM131 194H133V193H131ZM186 194H184L185 196H186ZM95 195V194H94ZM93 195V196H94ZM97 196V195H96ZM161 196L163 197V199L161 198ZM167 196V195H166ZM169 196V195H168ZM167 196V197H168ZM184 196V197H185ZM87 197V196H86ZM183 197V198H184ZM197 197V196H196ZM66 198V197H65ZM96 198V197H95ZM94 199V198H93ZM92 199V200H93ZM98 199V198H97ZM162 199V200H161ZM191 198H189V200H190ZM82 200V199H81ZM193 201H196L195 199L193 200ZM208 201L209 202H211V204L210 203H208ZM191 202V201H190ZM221 202V201H220ZM54 203V202H53ZM90 203V202H89ZM91 203H92V201H91ZM96 203V202H95ZM125 203V202H124ZM198 203H199V205H198ZM200 203H201V205H200ZM213 203H214V205H213ZM219 203V202H218ZM222 203V202H221ZM216 204V205H215ZM226 204H228V203H226ZM128 205V204H127ZM144 205H147V207H146V210H147V208H148V210L146 211L145 210V208H143V206ZM190 205H192V203H190V204H188L187 206H190ZM217 205H219V207H217ZM223 205V204H222ZM90 206V205H89ZM107 206V205H106ZM232 206V205H231ZM233 207H235V206H233ZM241 207H243V206H241ZM74 208V207H73ZM247 208V207H246ZM145 210V212H147V213H145L144 211H142V210ZM189 209H190V214L192 213V217L191 218H193V219H191L190 217H188L187 215L189 214L188 212H189ZM122 210V209H121ZM242 210H243V212L242 213H246L247 211H248V209L246 210L245 208L243 209L242 208ZM245 210H246V212H245ZM80 211H81V209H80ZM186 211V213H188V214H186L185 216H187L188 218H190L191 220H193L194 221V224H195V222L196 223H198L199 225H200V227H199V225H197L198 226V229L196 230V229H194L195 231H194V233L193 234H191L192 233V231L190 230V229H192V228H187V227H189L190 226V224H192L193 223V221H192V223H190V222H188V223H190V224H188V225H185V226H187V227H184V224L182 225V223H183V221L181 222V215H184V212ZM188 211V212H187ZM240 211H241V209L239 210L238 209V212L240 213ZM149 212V213H148ZM249 212V211H248ZM250 212H251V210H250ZM72 213V212H71ZM82 213V212H81ZM101 213H102V211H101ZM150 213L151 214H153L154 215V220L156 219V218H160V217H164V219H163V222H161L160 224H159V221L157 222V221H155V222H153V220H152V222H150V221H148L150 218H149V216H150ZM88 214V213H87ZM106 214V213H105ZM144 214H149V215H144ZM84 215V214H83ZM117 215V214H116ZM145 216V218H144V216ZM256 215V214H255ZM254 215V216H255ZM81 216V215H80ZM174 216V217H173ZM190 216V215H189ZM243 216H244V214H243ZM252 216V215H251ZM257 216V218L259 217H262V216H259V215H256ZM162 217V218H163ZM176 217H177V219H178V222H177V224H175L176 223ZM120 218V217H119ZM121 218H122V215H121ZM180 218V219H179ZM183 218V217H182ZM256 218V217H255ZM255 218H253V219H255ZM108 219V218H107ZM113 219V218H112ZM115 220H117L116 218H114ZM189 219V220H190ZM211 220V222L213 221H215L214 223L212 222H209L210 220ZM214 219V220H213ZM251 219V218H250ZM250 219H249V221H250ZM262 219H263V217H262ZM84 220V219H83ZM111 220V219H110ZM209 220V221H208ZM104 221V220H103ZM188 221V220H187ZM254 221H256V220H254ZM259 221V220H258ZM257 221V222H258ZM9 222V221H8ZM88 222V221H87ZM129 222V221H128ZM250 222H253V220L252 221H250ZM253 223H255V225H256V222H253ZM211 224V225H210ZM249 224V223H248ZM97 225H98V223H97ZM134 225H135V223H134ZM137 225V224H136ZM259 227H261V228H258V226H256V228H258L259 230L261 229V230H263L264 231V228L262 227L263 225H259V222H258V224H257ZM100 226V225H99ZM119 226V225H118ZM128 226V225H127ZM139 226V225H138ZM167 226V225H166ZM192 226V225H191ZM208 226H210V227H208ZM131 227V226H130ZM155 227V228H156ZM163 225L161 226V228H162V231H163ZM193 227V226H192ZM195 227V226H194ZM82 228V227H81ZM136 228V227H135ZM159 228V227H158ZM160 228V229H161ZM200 228V229H199ZM214 228H215V231H213L214 230ZM249 228V229H248ZM192 229V230H193ZM208 229H205V231H209ZM258 229H255V232H257L258 233ZM141 230V229H140ZM165 230V229H164ZM167 230V229H166ZM171 230V229H170ZM170 230H167V232L168 231H170ZM258 230V231H257ZM154 231V230H153ZM165 232V231H164ZM253 233L252 234H256L254 231H252ZM260 232V231H259ZM179 233H177L176 235V237H177V239H178V235H179ZM218 233H222V234H218ZM250 233H251V230H250ZM261 233H262V231H261ZM260 233V234H261ZM264 233V232H263ZM262 233V234H263ZM143 235V234H142ZM150 235V234H149ZM148 235V236H149ZM201 235V236H200ZM218 235H219V237H218ZM222 235V236H223ZM235 235V236H236ZM152 236V235H151ZM159 236H161L160 235V233H159ZM173 236H175V234L173 235ZM221 236V237H222ZM235 236H233L234 237V241H235V239L237 238V237H235ZM257 236V235H256ZM176 237H175V239H176ZM215 237V238H214ZM217 237H218V239H217ZM223 237V238H224ZM233 237L231 238L230 236L228 237V241H233ZM153 238V237H152ZM184 238V237H183ZM183 238H180V239H183ZM192 238V239H193ZM212 239V241H211V239ZM222 238V240L223 241H219L218 243H221L222 242V244H224V243H228V241H226V242H224V239ZM229 238L231 239V240H229ZM247 238H248V240H250V239H252L251 237H250V239H249V235L247 236ZM264 238V237H263ZM262 238V239H263ZM135 239V238H134ZM172 239H174V238H172ZM187 239V238H186ZM185 239V240H186ZM225 239H226V237H225ZM257 239V238H256ZM255 239V240H256ZM261 239V238H260ZM190 240V239H189ZM237 240H240L239 238L237 239ZM237 240H236V242H237ZM243 240V239H242ZM248 240H247V242H248ZM255 240H252L253 242L255 241ZM131 241V240H130ZM142 241V240H141ZM181 241H183V240H181ZM117 242V241H116ZM122 242V241H121ZM144 242V241H143ZM175 242V241H174ZM174 242L172 241L171 243L173 244V246L175 245V244H178V243H180V242H175V244H174ZM199 242H200V244H199ZM236 242L234 243V242H231V243H229L227 246L225 245V247L224 246H221L220 244H219V248H221V247H223V249H226V251L225 250H223L222 248H221V251L223 250V251H225V253L224 254H226V253H230V249L231 248H229L228 246L229 245H231L232 246V248L233 249H235L238 245H239V243H238V245L236 244ZM242 242V241H241ZM240 242V243H241ZM243 242H245V240L243 241ZM242 242V243H243ZM250 242V241H249ZM248 242V243H249ZM108 243V242H107ZM136 243V242H135ZM141 243V242H140ZM217 243V242H216ZM241 243V247L240 248H242V246H244V248H245V245H243ZM250 243H252V242H250ZM257 243V242H256ZM261 243H263V242H261ZM261 243L260 242H258V246H259V244L261 245ZM145 244V243H144ZM171 244V245H172ZM183 244H184V242H183ZM183 244H182V246L181 245H175V247H176V249H177V247H183ZM204 245L203 247H201V245ZM234 244H236L237 246H235ZM140 245V244H139ZM166 245H169L170 246V242H168V244H166ZM186 243L184 244V247L183 248H185L186 246ZM188 245V244H187ZM214 245H216V246H214ZM217 245L218 244H215V243H213V246H211V248H213V247H217ZM235 246V248H234V246ZM250 245V244H249ZM254 245V244H253ZM264 245V244H263ZM131 246V245H130ZM137 246H138V244H137ZM136 246V247H137ZM141 246V245H140ZM139 246V247H140ZM221 246V247H220ZM230 246V247H231ZM251 246V245H250ZM255 246V245H254ZM256 246H257V244H256ZM257 246V247H258ZM136 247H135V249H136ZM175 247L173 248V249H175ZM226 247H228L229 248V251H228V249L226 248ZM261 247H262V245H261ZM261 247H259V248H261ZM183 248H180V249H183ZM196 248V246L193 248V250H196L195 249ZM202 248V249H201ZM240 248H236V250H238V249H240ZM133 249V248H132ZM131 249V250H132ZM166 249V248H165ZM188 249H189V247H188ZM215 250H214V255H215V253H216V250L218 249H216V248H214ZM232 249V250H233ZM246 249H248L247 248V246H246ZM253 249H254V247H252V252H253ZM139 250V249H138ZM167 250V249H166ZM242 250H244L243 248L241 249V251ZM249 250V249H248ZM263 250V249H262ZM135 251H137V250H135ZM142 251V250H141ZM141 251H140V253H141ZM179 251V250H178ZM181 251V250H180ZM212 251V253H213V249L211 250ZM219 251V250H218ZM234 251V250H233ZM182 252V251H181ZM189 252V251H188ZM188 252H183V256H184V253H185V256L186 257H188L187 255H189V254H187ZM220 252V251H219ZM234 252H236V251H234ZM234 252L232 253V251H231V253L234 255ZM254 252H257V251H255V249H254ZM253 252V253H254ZM113 253V252H112ZM135 253V252H134ZM140 253L138 254V255H140ZM212 253H211V255H212ZM221 253V252H220ZM241 253H245L244 251L243 252H241ZM130 254V253H129ZM143 254H144V252H143ZM187 254V255H186ZM210 253H208V256L207 257H210L211 255H209ZM222 255H221V257L223 256V252L221 253ZM240 254V252L238 253V255ZM247 255H248V253H246ZM131 255V254H130ZM148 255H149V253H148ZM182 255V254H181ZM216 255H217V253H216ZM218 255H219V253H218ZM233 255H231L230 254V256L232 257ZM236 255H237V253H236ZM236 255H234V256H236ZM261 255V254H260ZM264 255V254H263ZM140 256H142V255H140ZM144 256H146L147 257V255H144ZM182 256V257H183ZM192 256V255H191ZM195 256V255H194ZM193 256V257H194ZM196 256V257H197ZM213 256V255H212ZM211 256V257H212ZM220 256V255H219ZM233 256V257H234ZM240 256L241 255H239V256H237L236 258H240ZM242 256H243V254H242ZM254 256V255H253ZM262 256V255H261ZM135 257V256H134ZM215 256H213V258H214ZM226 257H228V254H227V256ZM244 258H245V255L243 256ZM248 258L249 257H251V256H247ZM201 258V257H200ZM204 258V259H205ZM217 258V260H219L218 259V256H216L215 257V259ZM224 259H225V256L223 257ZM236 258H230V261H231V259H233L232 261H231V263H236V261H235V259ZM247 258V261L249 260V261H251L250 259H248ZM207 259H209V258H206V260L205 261H208ZM251 259L252 260H254L255 259V257L253 258V257H251ZM258 259V258H257ZM134 260V259H133ZM143 260V259H142ZM146 260V259H145ZM217 260H216V262H217ZM239 260L240 261H242V257H241V259H238V261L237 262H239ZM220 261V260H219ZM218 261V262H219ZM225 261V260H224ZM234 261V262H233ZM258 261V260H257ZM135 262V261H134ZM140 262V261H139ZM143 262H144V260H143ZM215 262V263H216ZM253 262H256L255 260L253 261ZM252 262V263H253ZM209 263V262H208ZM215 263H213V264H215ZM258 263V262H257ZM256 263V264H257ZM147 264V263H146ZM154 264V263H153ZM201 264V263H200ZM210 264V263H209ZM212 264V263H211ZM218 264V263H217ZM219 264H220V262H219ZM222 264V263H221ZM223 264H226V263H223ZM242 264H247V263H242ZM249 264V263H248ZM255 264V263H254Z\"/></svg>",
    "mask_w": 264,
    "mask_h": 264
},
{
    "label": "built area",
    "instance_id": "built-area-1",
    "mask_svg": "<svg viewBox=\"0 0 264 264\" xmlns=\"http://www.w3.org/2000/svg\"><path fill=\"white\" fill-rule=\"evenodd\" d=\"M262 38H263V40H264V32H263ZM249 69H252V68H249Z\"/></svg>",
    "mask_w": 264,
    "mask_h": 264
}]
</instances>
